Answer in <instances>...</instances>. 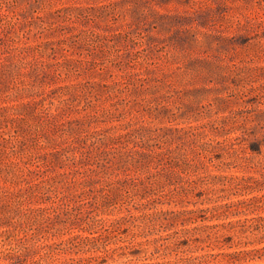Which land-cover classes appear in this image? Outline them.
Here are the masks:
<instances>
[{
  "label": "rangeland",
  "instance_id": "374dc122",
  "mask_svg": "<svg viewBox=\"0 0 264 264\" xmlns=\"http://www.w3.org/2000/svg\"><path fill=\"white\" fill-rule=\"evenodd\" d=\"M259 109H264V0H0V229L11 216L34 235L28 241L33 250L52 238L47 234L58 239L60 230L64 236L86 228L97 234L101 216L138 211L134 204L142 188L135 183L164 168L154 161L132 162V156L145 158L137 149L169 146L197 158L189 136L158 138L153 127H188L239 111L252 116ZM141 123L152 129L136 130ZM263 124L264 119L249 118L251 134L234 138L235 145L252 150L249 144L262 138ZM171 134L175 131L166 136ZM260 141V152L226 158L233 163L225 169L218 167L221 152L215 150L199 171L260 173V166H250L264 161ZM25 161L37 168L32 175L42 179L40 185L22 168ZM107 194L117 202L106 210ZM18 206L45 210L16 213ZM54 206L61 211L57 221L47 219ZM170 206L174 202L163 201L149 210ZM163 228L144 234L172 232L175 226ZM137 229L125 223L105 242L127 243ZM170 240L164 238L155 253L152 245L132 246L109 264H149L190 253L176 252L166 245ZM258 245L235 241L215 250ZM59 247L22 261L56 264L55 256L93 252ZM256 262L264 258L235 264Z\"/></svg>",
  "mask_w": 264,
  "mask_h": 264
},
{
  "label": "trees",
  "instance_id": "16d2710c",
  "mask_svg": "<svg viewBox=\"0 0 264 264\" xmlns=\"http://www.w3.org/2000/svg\"><path fill=\"white\" fill-rule=\"evenodd\" d=\"M240 116H243L244 119L239 123ZM251 117L263 120L264 109H259L252 116L245 114L244 111L223 114L212 120L188 127L169 124L153 127L157 131L155 137L158 138L176 140L189 136L188 138H191L195 143L194 152L197 154V158H190L188 154L180 151L182 148L176 150L169 146L150 151L137 149L136 154L145 158L137 155V157L132 156L135 157L131 158L132 162L154 161L155 167L162 164L164 168H158L145 174L139 182L135 183L136 185L140 183L142 188L138 192L141 198L134 204V208L138 211L128 208L125 213L113 217L101 216L97 220L100 229L97 234L91 228H86L87 232L83 229L75 232L70 231L64 236L66 232L60 230L58 239L47 234V237L52 238L42 240L33 250L28 241L34 235L29 236L22 223L18 224L11 216H7L8 224H3L6 226L0 229V264H26L22 261L23 258L30 255L35 256L36 253L42 251L44 254H54L55 247L58 246H60V250L69 253H78L81 250L93 252L88 255H70L64 258L55 256L53 259L56 264H109L111 261H118L121 257L127 256V250L132 246L147 245L146 247H149L152 245V252H158L163 244V239H171V237L172 240L169 241L170 243H166L167 246L175 249L176 252L185 249V251L190 250V253H182L175 260H156L149 264H235L236 261L249 257L264 258V191L258 192L264 189V161L259 160L256 164L250 165L255 168L256 165L260 166L262 168L260 173H236L220 170L233 163L224 162L226 158L232 159L231 161L242 160L245 157L250 158L247 152H260L263 144L260 140L264 139V129L261 132L262 138L259 136L254 140V144H249L252 149L250 151L248 146H237L233 141L234 138H248L247 135L251 133L247 131L245 123ZM147 129L152 128L145 123H141L136 128V130ZM169 130L175 131V134L166 136ZM255 143L258 144V147L254 146ZM215 150L221 152V155L217 157L218 160H222L218 166L219 171L209 169L199 171L200 168L208 165L206 158L214 159L210 154ZM245 153L247 156H244ZM106 163L104 162L103 165H107ZM22 168H25L29 175L37 174V168L32 167L27 161ZM189 171L194 173L188 174V176L182 174V172ZM31 180L36 185H40V181H42L39 176L33 177ZM219 184H224L227 189H221L218 187ZM22 189L23 187H20L17 190L22 192ZM18 192L15 195H19ZM232 195H235L236 198H233ZM24 201L21 203L24 204ZM163 201L174 202L175 206L149 210ZM115 202L117 200L107 194L104 195L102 204L107 210ZM190 204H194V206H190ZM4 205L8 206V202ZM40 208L45 210L43 206H20L16 207L15 212L20 213L26 209L32 211ZM53 210H50L47 219L57 221L61 211L57 209V206H54ZM207 220L211 221L207 222ZM125 223H132L140 230L137 229L134 232L129 242L108 246L105 241L112 229ZM94 225L96 224L94 223ZM167 225L175 226L172 232H156L158 234L153 236L144 234L146 231L151 232L156 229L159 231L161 227ZM53 235H57V232H54ZM235 241L237 244L258 243L259 245L234 251L215 250L216 247L222 248L225 244ZM207 246L211 247V250L202 253L193 252L194 248ZM250 264H264V262Z\"/></svg>",
  "mask_w": 264,
  "mask_h": 264
}]
</instances>
